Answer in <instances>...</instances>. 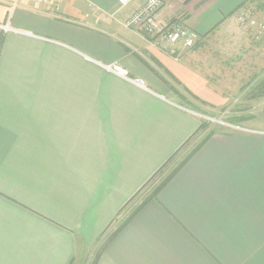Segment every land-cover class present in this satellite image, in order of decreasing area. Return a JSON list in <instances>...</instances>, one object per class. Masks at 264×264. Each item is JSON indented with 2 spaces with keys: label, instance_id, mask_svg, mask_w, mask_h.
Masks as SVG:
<instances>
[{
  "label": "crops",
  "instance_id": "0c3cea01",
  "mask_svg": "<svg viewBox=\"0 0 264 264\" xmlns=\"http://www.w3.org/2000/svg\"><path fill=\"white\" fill-rule=\"evenodd\" d=\"M246 1L163 0L158 19L180 15L196 33L175 58L122 25L134 2L62 0L56 13L0 0L11 28H0V264H82L206 113L228 110L236 121L213 130L97 264H264V99L252 97L251 45L232 23Z\"/></svg>",
  "mask_w": 264,
  "mask_h": 264
},
{
  "label": "rangeland",
  "instance_id": "374dc122",
  "mask_svg": "<svg viewBox=\"0 0 264 264\" xmlns=\"http://www.w3.org/2000/svg\"><path fill=\"white\" fill-rule=\"evenodd\" d=\"M247 7H246V6ZM249 11V14H247L249 17H251L255 23L251 26L246 25L245 23H241L238 21L237 17L242 14V8H244ZM233 13V12H232ZM235 20L232 22L233 25L242 28L244 30V33L241 38V42H250L251 49H252V55L254 59V75H253V90L254 87L261 81L260 74L263 72L264 67L261 71L260 62L261 60H264V0H249L246 1L244 6H238L234 12ZM244 13V12H243ZM194 33L195 31L192 30ZM196 35V33H195ZM194 43L191 45L193 46ZM189 46V47H191ZM261 91H264V84L261 85L260 90H254L252 97L255 99H264V95ZM256 94V95H255ZM261 94V95H259ZM233 115V114H232ZM241 118H239L240 120ZM236 121L235 118H232L230 115L229 110L222 113H206L204 120L202 121L204 125V128L201 130V132L194 138L190 139V143H187L181 150L182 154L185 153L187 150L189 151L192 146V143L195 144L199 140H201L210 130H214L216 127H218L220 124H228L229 122ZM231 124V123H230ZM263 132V131H262ZM193 141V142H192ZM190 148V149H189ZM180 150V153H181ZM184 155V154H183ZM164 176H158L156 178H152L149 182H147L138 192H136L130 200L119 210L118 214L111 220V222L108 224V226L105 228V230L99 234L96 242L94 243L92 250L89 251L84 259H82V264H89L95 252L98 250V248L101 246V244L106 241L108 236L116 230V228L127 219V217L133 212V210L156 188V186L162 181ZM94 249V250H93Z\"/></svg>",
  "mask_w": 264,
  "mask_h": 264
},
{
  "label": "built area",
  "instance_id": "2783aa9c",
  "mask_svg": "<svg viewBox=\"0 0 264 264\" xmlns=\"http://www.w3.org/2000/svg\"><path fill=\"white\" fill-rule=\"evenodd\" d=\"M26 1L35 4H55V12L57 13L59 11L58 3L62 0H15V3ZM118 2L120 6L136 3L133 11L122 20V25L141 33L150 44L167 54L178 58V44L183 43L189 47L194 43L195 33L183 22L180 15H173L165 21L158 19V13L164 4L163 0H118ZM242 9V14L237 17L238 21L248 26L253 25L255 21L247 15L249 11L247 12L245 7ZM0 28L5 32L11 30L8 24H0ZM104 67L118 76L133 82L138 87H145L142 79L130 78L127 70L116 64Z\"/></svg>",
  "mask_w": 264,
  "mask_h": 264
},
{
  "label": "trees",
  "instance_id": "16d2710c",
  "mask_svg": "<svg viewBox=\"0 0 264 264\" xmlns=\"http://www.w3.org/2000/svg\"><path fill=\"white\" fill-rule=\"evenodd\" d=\"M249 1V0H247ZM246 2H244L243 4L240 5L244 6ZM246 6V5H245ZM247 7V6H246ZM3 43V38L0 37V48L2 46ZM264 84V80L263 82H259L255 87L254 90H260L261 85ZM264 95V91H261ZM256 95V94H255ZM261 95V94H259ZM205 124H200L199 128L196 130L195 133H197V131L202 130L204 128ZM213 133V129L208 131V133L201 139L199 140L197 143L193 144L189 149V151L187 150L185 153L183 152L182 154V148L184 147V145L187 143H183L180 148L174 153L172 154L157 170L156 172L152 175V177H150V179L147 181L149 182L152 178H156L158 176H164V178L162 179V181L156 186V188L133 210V212L127 217V219L125 221H123L117 228L115 231H113L108 238L106 239V241H104L101 246L98 248V250L95 252L92 261L89 264H97L99 257L102 253V250L104 249L106 243L123 227V225L131 218L132 215H134L139 208L151 197L155 196L156 193L158 192V190L163 186V184H165L169 179H171V177L179 170V168L185 163V161L187 160V158H189V156L198 149V147L201 145V143L207 138L209 137L211 134ZM190 143V142H188ZM181 150V153H180Z\"/></svg>",
  "mask_w": 264,
  "mask_h": 264
}]
</instances>
